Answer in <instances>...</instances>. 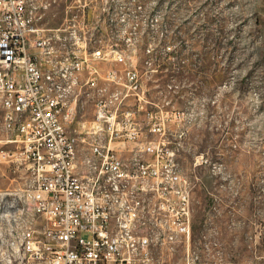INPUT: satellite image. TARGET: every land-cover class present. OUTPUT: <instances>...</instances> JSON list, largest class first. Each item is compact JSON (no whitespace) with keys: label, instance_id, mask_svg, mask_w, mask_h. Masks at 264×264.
I'll list each match as a JSON object with an SVG mask.
<instances>
[{"label":"built area","instance_id":"obj_1","mask_svg":"<svg viewBox=\"0 0 264 264\" xmlns=\"http://www.w3.org/2000/svg\"><path fill=\"white\" fill-rule=\"evenodd\" d=\"M29 1L0 0V160L24 165L34 181L24 193L34 216L25 223L9 200L16 192L0 190V264H152L154 243L192 233L190 182L161 140L168 111L146 107L135 67L100 65L126 58L112 46L89 48L86 3L66 24L47 27ZM84 87L97 98L90 152L80 161L68 125ZM36 216L43 230L33 228Z\"/></svg>","mask_w":264,"mask_h":264},{"label":"rangeland","instance_id":"obj_2","mask_svg":"<svg viewBox=\"0 0 264 264\" xmlns=\"http://www.w3.org/2000/svg\"><path fill=\"white\" fill-rule=\"evenodd\" d=\"M84 3L89 48L125 56H106L104 68L138 70L146 107L168 111L161 140L190 182V240H158L152 264L264 261V0H30L29 8L38 24L59 27ZM77 94L68 131L82 161L97 97L86 87ZM33 184L24 165L0 160V190L16 192L9 200L24 223L34 216L24 195ZM45 225L35 217L34 229Z\"/></svg>","mask_w":264,"mask_h":264}]
</instances>
